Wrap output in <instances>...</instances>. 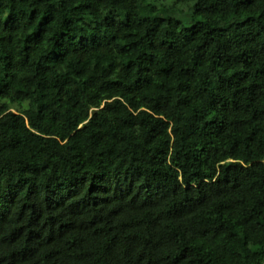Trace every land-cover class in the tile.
I'll list each match as a JSON object with an SVG mask.
<instances>
[{"label": "trees", "instance_id": "obj_1", "mask_svg": "<svg viewBox=\"0 0 264 264\" xmlns=\"http://www.w3.org/2000/svg\"><path fill=\"white\" fill-rule=\"evenodd\" d=\"M0 264H264V0H0Z\"/></svg>", "mask_w": 264, "mask_h": 264}, {"label": "rangeland", "instance_id": "obj_2", "mask_svg": "<svg viewBox=\"0 0 264 264\" xmlns=\"http://www.w3.org/2000/svg\"><path fill=\"white\" fill-rule=\"evenodd\" d=\"M191 6H192V10L190 11L189 15L192 14V12L194 11V7H193V5H191ZM183 20H184V21H188L187 18H183Z\"/></svg>", "mask_w": 264, "mask_h": 264}]
</instances>
